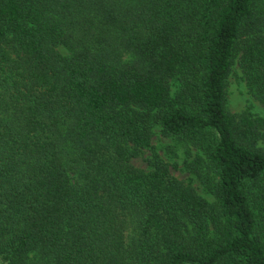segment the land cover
<instances>
[{
    "label": "trees",
    "instance_id": "obj_1",
    "mask_svg": "<svg viewBox=\"0 0 264 264\" xmlns=\"http://www.w3.org/2000/svg\"><path fill=\"white\" fill-rule=\"evenodd\" d=\"M264 0H0V264H264ZM195 149L209 202L151 148ZM214 173L215 180L211 176Z\"/></svg>",
    "mask_w": 264,
    "mask_h": 264
},
{
    "label": "rangeland",
    "instance_id": "obj_2",
    "mask_svg": "<svg viewBox=\"0 0 264 264\" xmlns=\"http://www.w3.org/2000/svg\"><path fill=\"white\" fill-rule=\"evenodd\" d=\"M239 59L240 53H236L227 78V112L235 116L250 112L264 119V109L247 92L239 69ZM195 153L194 148L180 144L172 138L164 137L161 134L160 127L155 126L151 148L144 150L142 156L134 160L132 164L139 169L148 170L145 160L149 159L153 154H157L164 162L170 165L171 174L175 178L190 184L197 194L209 202H213V197L206 191L197 175L192 172V169L187 166L194 159ZM211 176L215 180L214 173Z\"/></svg>",
    "mask_w": 264,
    "mask_h": 264
}]
</instances>
